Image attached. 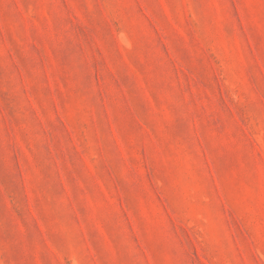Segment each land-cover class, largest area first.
Returning a JSON list of instances; mask_svg holds the SVG:
<instances>
[{
	"label": "rangeland",
	"instance_id": "rangeland-1",
	"mask_svg": "<svg viewBox=\"0 0 264 264\" xmlns=\"http://www.w3.org/2000/svg\"><path fill=\"white\" fill-rule=\"evenodd\" d=\"M0 264H264V0H0Z\"/></svg>",
	"mask_w": 264,
	"mask_h": 264
}]
</instances>
